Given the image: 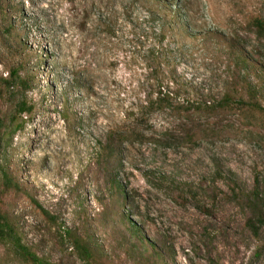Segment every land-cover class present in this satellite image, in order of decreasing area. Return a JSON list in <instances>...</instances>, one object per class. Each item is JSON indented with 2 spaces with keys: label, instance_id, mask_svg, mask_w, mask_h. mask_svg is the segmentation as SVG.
<instances>
[{
  "label": "rangeland",
  "instance_id": "obj_1",
  "mask_svg": "<svg viewBox=\"0 0 264 264\" xmlns=\"http://www.w3.org/2000/svg\"><path fill=\"white\" fill-rule=\"evenodd\" d=\"M256 20L264 0H0V122L14 69L35 105L0 146V186L27 190L4 197L21 244L51 264H87L67 232L97 264H264L242 200L264 191V113L242 104L244 61L264 109ZM0 264L27 263L0 242Z\"/></svg>",
  "mask_w": 264,
  "mask_h": 264
},
{
  "label": "trees",
  "instance_id": "obj_2",
  "mask_svg": "<svg viewBox=\"0 0 264 264\" xmlns=\"http://www.w3.org/2000/svg\"><path fill=\"white\" fill-rule=\"evenodd\" d=\"M253 28L258 36L259 40H264V20H256L253 23ZM162 37V36H161ZM164 39V38H163ZM246 69L245 77V88L244 92L248 97V103H242L243 106L247 105L250 111H259L264 113V109L259 102L261 99V93L259 90L253 86V84L248 81L250 74H247V69L249 64L244 61L241 63ZM240 73H243V69L240 68ZM4 85L7 86L8 90L17 89L21 93L20 101L18 102L15 109V116L10 121V126L6 127L3 124V121L0 122V146L4 141L5 135L9 131V138L12 139L17 133L23 131L25 126L29 123L28 116L32 115L35 109V105H32L28 99V93L33 90L32 82L24 80L21 76L20 69H14L6 78L3 79ZM155 104L151 103V107L157 105L161 108L164 101L163 98L158 99ZM230 97L222 100L220 103H206L203 106H188L181 108L183 113L187 115V118H190L192 115L197 114V112L207 109L208 111H215L219 108L230 107L229 105ZM14 126V129L12 127ZM190 138H192L190 136ZM115 189L122 192L121 184L115 182ZM10 190H16L19 193L27 195V190L18 182L16 177H12L10 174L4 172L2 187L0 186V242L4 244H12L19 257L22 258L27 264H51L43 259H40L31 249L25 247L21 244V240L17 237L14 220L9 215L6 210L4 197L6 193ZM31 200L37 204L36 200L31 198ZM244 201V207L249 213V217L246 221L247 228L252 232L255 237H258L260 232L264 229V191H262L257 185L256 188L247 195H244L242 198ZM124 201L127 200L124 198ZM46 217L51 220H54L47 212L44 211ZM129 221V220H128ZM123 223H127V220H122ZM66 235L69 236L71 243L73 244L74 249L78 252L79 256L86 261L87 264H97L96 260L98 259L96 252L91 247V244L87 241L86 238L80 237L72 232H67Z\"/></svg>",
  "mask_w": 264,
  "mask_h": 264
}]
</instances>
